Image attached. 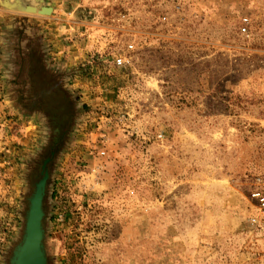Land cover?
Instances as JSON below:
<instances>
[{
  "label": "rangeland",
  "instance_id": "rangeland-1",
  "mask_svg": "<svg viewBox=\"0 0 264 264\" xmlns=\"http://www.w3.org/2000/svg\"><path fill=\"white\" fill-rule=\"evenodd\" d=\"M49 157L48 264H264V0H0V264Z\"/></svg>",
  "mask_w": 264,
  "mask_h": 264
},
{
  "label": "water",
  "instance_id": "water-1",
  "mask_svg": "<svg viewBox=\"0 0 264 264\" xmlns=\"http://www.w3.org/2000/svg\"><path fill=\"white\" fill-rule=\"evenodd\" d=\"M16 1V0H15ZM26 6H30L29 4ZM52 10L50 6H45ZM25 11H27L25 7ZM54 152H52V155ZM44 160L41 176L34 185V190L28 198L29 204L25 213L24 230L21 238L12 249L9 264H48L46 249V228L44 198L50 177L49 162Z\"/></svg>",
  "mask_w": 264,
  "mask_h": 264
},
{
  "label": "built area",
  "instance_id": "built-area-1",
  "mask_svg": "<svg viewBox=\"0 0 264 264\" xmlns=\"http://www.w3.org/2000/svg\"><path fill=\"white\" fill-rule=\"evenodd\" d=\"M243 32L246 31V27L241 29ZM118 65L123 63L122 57L116 59ZM251 199L253 200V206L256 213L250 218V221L253 225L261 228L264 235V189L257 187L251 191ZM248 264H254L252 262Z\"/></svg>",
  "mask_w": 264,
  "mask_h": 264
},
{
  "label": "flooded vegetation",
  "instance_id": "flooded-vegetation-1",
  "mask_svg": "<svg viewBox=\"0 0 264 264\" xmlns=\"http://www.w3.org/2000/svg\"><path fill=\"white\" fill-rule=\"evenodd\" d=\"M65 103L66 104L63 105L64 110H65V107L68 106V103L67 102H65ZM62 110H63V108H59V109L53 108L52 109V112H54V114L51 116L52 117V123H53V126L55 128L54 129L55 130V133H58L59 137H56V140H54V144L51 146V148L53 149L51 151V154H52V152H54V154H55L56 149H57L56 148L57 147V144L56 143L58 142V139L59 138L65 137V135L67 133L68 126H69V120L66 119L67 116L64 114L65 111L64 110L62 111ZM59 114H60V116H62V118L59 116ZM53 155H51V156H53ZM50 158H52V157H50Z\"/></svg>",
  "mask_w": 264,
  "mask_h": 264
},
{
  "label": "trees",
  "instance_id": "trees-1",
  "mask_svg": "<svg viewBox=\"0 0 264 264\" xmlns=\"http://www.w3.org/2000/svg\"><path fill=\"white\" fill-rule=\"evenodd\" d=\"M52 76H55L54 74L52 75ZM50 79L51 80H53V78L52 77H50ZM49 83V85H50V81L48 82ZM59 86V85H58ZM61 87V86H60ZM59 87V88H60ZM63 87V86H62ZM58 90H60V89H58ZM57 90V91H58ZM62 90H63V93H64V99H65V101L68 103V106H69V102H68V100H70L71 99V96H70V94H68V90H64V88H62ZM35 92H37L36 94L37 95H41L40 93H38V91L37 90H35ZM45 97V98H44ZM37 99H39V100H37ZM36 100H37V102H39V103H41V102H43L44 103V100H45V103H48L49 102V100H50V98H48V97H46V96H41L40 98H36ZM36 102V103H37ZM46 105V104H45ZM84 107H87V106H84ZM68 108H69V110H68ZM68 108H66V111L64 112V113H70L71 111H72V109H73V107L71 108V107H68ZM52 109L53 108H51L50 107V105L49 106H47V108H44V111H45V113H46V118H47V120H48V124H49V133H50V137H51V143H50V145H53V143H54V139H56V137L54 136V132H55V128H54V126H53V123H52V115L54 114V112H52ZM51 122V123H50ZM48 193H46V195H45V198H44V208H45V211H47V203H46V200H47V198H48V195H47Z\"/></svg>",
  "mask_w": 264,
  "mask_h": 264
},
{
  "label": "bare ground",
  "instance_id": "bare-ground-1",
  "mask_svg": "<svg viewBox=\"0 0 264 264\" xmlns=\"http://www.w3.org/2000/svg\"><path fill=\"white\" fill-rule=\"evenodd\" d=\"M18 7V4H15ZM46 5H43L41 8H38L37 6H26L27 12L29 13H39V14H49L51 13V10L49 8L45 7Z\"/></svg>",
  "mask_w": 264,
  "mask_h": 264
}]
</instances>
